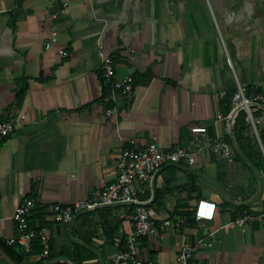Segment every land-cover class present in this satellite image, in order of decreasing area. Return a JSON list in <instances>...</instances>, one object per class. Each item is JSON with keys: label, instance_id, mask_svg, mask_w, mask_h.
Instances as JSON below:
<instances>
[{"label": "crops", "instance_id": "0c3cea01", "mask_svg": "<svg viewBox=\"0 0 264 264\" xmlns=\"http://www.w3.org/2000/svg\"><path fill=\"white\" fill-rule=\"evenodd\" d=\"M100 45L115 57L118 76L135 77L134 94L111 116ZM238 83L264 87V0H0V120L16 123L0 142V264H17L22 250L6 240L16 232L18 206L32 196L47 212L54 257L117 264L130 206L90 210L62 225L49 215L53 204L115 180L122 148L133 139L183 145L197 155L194 164L166 165L154 192L139 194L152 195L148 207L159 225L174 221L140 239L143 258L176 264L180 248L195 242L191 264H264V218L237 224L244 211L264 210V167L240 154L236 142L234 158L222 160L192 131L207 126L212 141L229 134L217 113L231 107ZM203 197L217 203L215 218L184 225L178 212L194 214ZM43 262L36 248L24 255V264Z\"/></svg>", "mask_w": 264, "mask_h": 264}, {"label": "built area", "instance_id": "2783aa9c", "mask_svg": "<svg viewBox=\"0 0 264 264\" xmlns=\"http://www.w3.org/2000/svg\"><path fill=\"white\" fill-rule=\"evenodd\" d=\"M67 6V5H66ZM65 6L63 12L67 11ZM50 47L51 43L48 42ZM64 56H68L66 50H62ZM99 55L102 59V76L110 85V91L104 98L106 104V115L111 116L117 110L120 99L130 98L135 91V77L132 74L118 76L116 74L115 57L106 54L100 45ZM241 111L246 112V122L250 125L254 135L261 141L258 126L264 124V87L250 90L238 83L232 94L231 108L228 112L219 111L217 119L224 120L228 133L234 139L233 128ZM16 130L13 119L0 120V142L11 136ZM194 133L201 134L204 145L210 148L220 159L232 160L235 149L226 134H218L215 140L208 136V127L197 125L192 127ZM235 142V140H233ZM196 153L183 145L171 149L163 148L156 140L142 141L133 139L124 144L119 160L117 178L106 182L102 188L93 190L87 197L76 200L70 204L55 203L50 208V219L56 225L70 224L80 214L116 205L132 207L128 215L131 230L127 234L125 248L120 250L117 256V264H160L151 259H145L140 254L139 241L142 238L157 236L162 230H169L174 226L171 218H166L159 225L148 207V199H141L139 194L145 188L154 192L155 180L163 168L168 164L196 162ZM39 207L36 197H26L18 206L14 220L16 232L9 238L7 243L18 245L26 252L33 251L39 246L40 254L44 258L42 264H76L74 261L64 257L51 256V233L48 226L41 228L33 227L31 217ZM217 212V203L209 198H200L194 208V217L198 222L212 220ZM255 217L264 218V210L259 213H244L237 219V224L247 227L248 223ZM199 249L195 242L184 244L178 253L176 264H191L192 259Z\"/></svg>", "mask_w": 264, "mask_h": 264}, {"label": "trees", "instance_id": "16d2710c", "mask_svg": "<svg viewBox=\"0 0 264 264\" xmlns=\"http://www.w3.org/2000/svg\"><path fill=\"white\" fill-rule=\"evenodd\" d=\"M102 82L104 85L103 86L104 91L107 93L108 88H110V85L108 83L106 84V81L104 80V78L102 79ZM26 90H27V84H24V85L20 86V89L17 91V93H16V104H17V106H22L23 101H24V97L26 94ZM230 108L231 107H229L225 112H228L230 110ZM258 129H259V135H260L261 142L264 145V126L262 124H260L258 126ZM233 132H234V140L239 147L240 154L242 153L245 156V158L247 160L251 161L255 167H258V168L264 167V150H262L259 147L257 137H256V140L253 138L254 133H253L250 125L247 124V122H246V112L245 111H241L240 114L238 115L236 122H235V125H234V128H233ZM226 138L230 143H232V144L234 143L233 137L230 134H227ZM237 153L240 156L239 152H237ZM243 208L245 209V207H240L239 210L242 211ZM132 209L133 208L131 207V211H132ZM35 212H34L33 216L31 217L32 226L36 227V228H41L43 226L49 227L50 223L47 220V212L40 210V209H37ZM178 213L182 216V223L184 225H195V224H197V220L195 219L193 212L179 211ZM20 249L22 250V253L19 255H15L16 262H17V264H24L23 263L24 255L27 252L21 247H20ZM36 249L41 251L39 246H36ZM51 251H52L51 256L54 257L55 256V247H54L53 239H51ZM62 254L69 255L68 248L64 247L62 250ZM40 264H42V263H40Z\"/></svg>", "mask_w": 264, "mask_h": 264}, {"label": "rangeland", "instance_id": "374dc122", "mask_svg": "<svg viewBox=\"0 0 264 264\" xmlns=\"http://www.w3.org/2000/svg\"><path fill=\"white\" fill-rule=\"evenodd\" d=\"M211 8H212V15H213V18H219L218 14H217V10H216L215 8H213V6H211ZM213 11H214V12H213ZM253 138L256 140V136H255V135H254ZM258 144H259V147L263 150V148H264L263 143H262L260 140H258Z\"/></svg>", "mask_w": 264, "mask_h": 264}]
</instances>
